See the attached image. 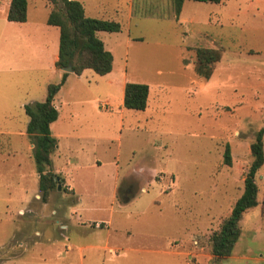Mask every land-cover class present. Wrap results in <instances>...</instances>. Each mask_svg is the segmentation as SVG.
Returning <instances> with one entry per match:
<instances>
[{
    "label": "rangeland",
    "instance_id": "1",
    "mask_svg": "<svg viewBox=\"0 0 264 264\" xmlns=\"http://www.w3.org/2000/svg\"><path fill=\"white\" fill-rule=\"evenodd\" d=\"M86 1L87 15H98L90 12L89 4L100 7L103 2L119 13L120 31L98 32L112 49L114 74L104 80L91 70L97 76L94 82L86 73L85 78L94 86L92 93L82 81H77L79 84L63 97L65 105L61 114L69 116L68 112L89 107L88 101L76 104V97H91L99 100L101 107L109 108L108 102L103 101L109 98L103 92L109 87L110 93L115 95L124 66L129 78L151 86L148 101L151 108L154 105L157 110L146 122H143L142 115L137 116L141 120L138 126H133L138 129L136 134L133 129L114 127L112 134L119 139L113 142L105 140L108 136H99L110 133L107 120L94 116L82 118L90 121L84 131L88 137L79 141L60 137L61 157L51 155L54 168L62 170L67 177L71 176L77 186L98 190L101 203L109 206L105 177L113 174V157L118 155L121 173L130 169L139 175L138 180L132 177L119 182V200L128 198L126 195L135 196L140 185L146 189L111 210L114 222L132 227L144 224L141 225L143 231H155L170 239L180 237L186 246L193 242L195 248H203L201 252L210 255L204 264H264V164L255 177L257 206L244 212L239 221L238 252L216 258L211 256L210 246L211 234L230 214L233 202L243 191L242 179L252 160L250 144L264 128V0H221L219 3L187 0L185 12L189 16L180 13L178 18L175 17L173 0ZM44 2L29 0L30 19H45ZM6 11L5 4L0 3V30L7 23ZM192 16L199 20L192 19ZM8 28L5 26V30ZM127 35L138 40L127 43ZM4 36H0V63L6 56L12 69L0 64V69H9L0 71V262L12 257L13 264H45L44 259L46 263L54 264L58 263L55 250L44 240L57 238L59 232L66 235L59 229V218L64 213H49L54 203L52 199L47 206L41 198L35 199L39 190L37 177H26V173L36 172L33 149L28 147L29 137L18 133L20 129H26L28 121L24 105L29 104L31 98L42 97L43 75L24 66L23 62L15 65L20 60L11 57L12 52L4 48ZM197 48L220 51V60L213 65L209 79L197 75L194 70ZM180 63L190 64L192 69L184 70ZM53 79L52 82H57V74L52 76ZM69 96L72 97L67 105L65 101ZM114 102L112 99L111 104ZM100 123L105 124L99 126ZM226 145L230 148V164L223 159ZM81 148L88 155L95 152L103 163L94 169V174L88 169L80 171L73 167V161L86 162L85 154L77 152ZM139 167H142L141 172ZM170 172L178 177V187ZM93 175L97 177L92 179ZM130 184L132 189H128ZM25 185L28 194L20 205L22 212H18V194L20 187ZM59 198L56 203L65 208L66 200ZM94 199L97 198L85 197L87 203L94 202ZM109 213L107 209L96 214ZM72 216L75 217L69 209L66 210L65 217ZM152 240L142 236L139 242L152 244ZM244 250L250 258L235 257H240ZM133 255L136 256L133 259L122 257L115 260L117 264H153L152 261L156 260L154 254L147 251ZM180 258H176L178 263L184 264L185 257Z\"/></svg>",
    "mask_w": 264,
    "mask_h": 264
},
{
    "label": "crops",
    "instance_id": "2",
    "mask_svg": "<svg viewBox=\"0 0 264 264\" xmlns=\"http://www.w3.org/2000/svg\"><path fill=\"white\" fill-rule=\"evenodd\" d=\"M82 2V4L87 7L86 0H79ZM10 0H3L0 3H4L5 6L8 9ZM199 2H205V1H199ZM188 3L187 0H184L182 8H181V16H189L185 12V5ZM214 3V2H210ZM102 6H95V4H89L88 8L90 12H96V14H92L90 17H96V18H102V19H115L116 21H119V13L117 11L111 10L104 2L101 4ZM29 0H27V18L24 22H16V21H9L7 20V23L4 24V28L0 30V36H4L5 38L3 40V46L5 49H9L12 52L11 57H15L20 62H15V65H19L23 62L24 66H27L29 69L40 72L43 75V79L41 82V87H43V91H41L42 97L40 98H31L29 104H33L35 102H40L45 99L46 93L45 89L47 85L54 81L55 79L51 80L52 76L57 74V82L60 81L62 77L63 69H59L56 67V61L58 59V46H59V28L54 25H49L47 23V16L50 11V5L45 0L43 7L46 12L45 19L41 21H34L30 19L29 16ZM34 6V5H33ZM100 10V11H99ZM7 12V11H6ZM87 15V14H86ZM194 20H199V18H196L192 16ZM5 26H9L5 30ZM118 32V31H117ZM99 36V35H98ZM103 40V39H102ZM138 40V39H132L128 35L126 36L127 43H130L131 41ZM104 42V40H103ZM105 48L108 49L112 53V49L104 42ZM113 55V54H112ZM8 57L3 56L2 60L3 63L7 67L10 66L12 63H9V60H7ZM114 61V58H113ZM180 66L184 69L189 71L192 69L190 67V64L183 65L180 63ZM10 69L11 66L9 67ZM2 70H9V69H0ZM91 69H85L80 75H76L73 71L68 72V75L66 77V80L58 93L55 96L54 103L58 110V117L57 119L51 123L50 129L52 135L56 138V147L55 150L52 153V157L54 158H60V137L64 138H72L74 140L79 141L82 138L88 137L84 133V131L87 129V127L90 124V121L88 118H85L87 120H82L84 117H91L94 116L95 118H100L101 120H107L109 132L108 135H99V136H108L105 138V140L109 142H113L115 138L112 133H114V127H116L118 130H130L133 129L134 133H138V129L136 130L133 128L138 126L140 122V118L138 117L142 115L145 120L152 119L156 108L154 105L151 108V103L148 101V98L150 97V94L148 93L147 98V106L144 110H133L128 109L123 106V92H124V86L127 81L129 82H136L137 80H133L132 78L128 77L127 69L124 66V70L122 72V78L120 81H118V86L116 87L115 95H112L110 93L109 87H106L105 92H103V95L105 97H108L109 99H105L103 101L108 102L109 108L107 107H101L99 100L91 99V97H76L78 98L76 104H83V101H88L89 107L85 109H76L73 112H68L69 116H63L61 114V110L64 108V102L63 97L65 96L66 92H72V90L75 88L77 81H82V85L89 90V93H92L93 90V84L91 81H89L87 78L86 73H88L94 82H96V77L90 72ZM93 71V70H92ZM114 74V67L112 63V69L109 73L105 75H101L100 77H103L104 80L108 79ZM72 77H76V80H72ZM95 78V79H94ZM196 81V80H194ZM107 83V81H106ZM109 83H112V81H109ZM143 83V82H140ZM108 84V83H107ZM147 84V83H146ZM202 84V83H201ZM206 85H210V83H206ZM149 91H150V85ZM205 87H202V89ZM201 89V88H200ZM43 92V93H42ZM40 96V95H39ZM70 97L67 98L66 103L67 105L70 104ZM112 99H115L114 105H112ZM83 100V101H82ZM86 103V102H85ZM82 106V105H81ZM114 109H118L115 111ZM106 115H110V117H106ZM138 116V117H137ZM27 123L25 125V128L27 127ZM105 123H100V125H103ZM74 126V127H73ZM139 128V127H136ZM91 129V128H90ZM88 129V130H90ZM91 131V130H90ZM137 131V132H136ZM95 132V131H94ZM20 135H27L29 137L28 141V147L33 149V143L31 142V137L27 133L26 129H20L18 131ZM104 133V132H100ZM119 145V144H118ZM67 147V146H66ZM69 148V147H68ZM67 148V149H68ZM69 152H73L72 150ZM80 153V155L85 154L84 156L87 158L85 164H80L78 162L71 163L73 164V167L75 169H79L80 171L88 169L94 174V169L102 166L101 160L97 157L95 152H91L89 155L87 152L84 153V149L81 148L77 151ZM133 153H135V150L133 149ZM54 160L51 158V166L50 169L53 173L57 175V181L60 184L61 188L53 189L50 192L49 200L46 202H43L40 198V191L38 190L35 193L34 197L35 199L38 197L45 206L48 205L50 202H54L51 209L49 210V213L56 214L57 212H63L64 215L60 216V228L61 230L65 231L66 235L64 233L59 232L57 234V238H49L45 239L44 241H47L48 245L53 246V250H55V256H57L58 263L54 264H117L118 258H130L133 259V254H136V252H150L154 254V261L153 264H179L176 258H180V256L185 257L184 264H204L205 259L207 257L209 258L210 255L206 256V254L202 253L201 250L203 248H195L194 243L192 242L190 246H186L182 239L180 237H175L170 239L167 236H162L158 232L153 231H143L144 224H134V226L130 225H122L119 223H116L113 221V216L111 214V210L115 206H121L125 203H127L129 200H132L133 198H136L141 191H144L146 188L142 185H140V191H137V194L135 196H127L128 198H124L119 200L118 198V191H119V182L122 180H127L133 177L134 180H138L139 175L135 173V171L128 169L127 172L124 171V173H121V168L118 164V155L113 157L112 164L114 165L113 174L106 175L105 178L108 184V194L110 197L109 206H107L105 203L102 204V200H100V194L98 190L94 189H87L83 188L82 186H77V184H74L72 181V177H67L62 170H59L58 168H54L53 166ZM142 167H139L138 170L141 172ZM138 172V171H137ZM172 175L174 173L170 172ZM84 175L85 173L82 172ZM156 174V173H155ZM35 175L38 180V172L34 173L33 170L29 173H26V177H31ZM138 176V177H137ZM96 175L92 176V179L96 178ZM175 179V185L178 187V177L174 175ZM244 182V179H242ZM38 183V182H37ZM58 185V184H57ZM66 185L69 186V189L66 188ZM150 185V184H149ZM128 189H132V184L128 185ZM21 191H19V200H17V206L18 212H22V207L20 206L23 204V198L26 196L28 187L25 185L23 187H20ZM77 188V189H76ZM94 190V191H93ZM129 192V191H128ZM243 192V191H242ZM241 195V194H240ZM239 195V196H240ZM60 197V200L65 199L67 202V206H64L65 208H61L62 206L56 203L57 197ZM92 196L94 199V202L87 203L85 201V197ZM53 197V198H52ZM132 197V198H131ZM37 198V199H38ZM131 198V199H130ZM54 199V201H53ZM29 199L28 201H30ZM59 200V201H60ZM28 203V202H27ZM56 203V204H55ZM234 203V202H233ZM232 203V204H233ZM7 206V205H6ZM61 206V207H60ZM232 208V207H231ZM231 208L230 211L231 212ZM63 209V210H62ZM70 210L71 215H74L75 217L66 218L65 212L66 210ZM109 209V215H97V212H106V210ZM256 221L255 223H257ZM255 223H252L255 224ZM141 229V231H140ZM37 233V232H36ZM39 233V232H38ZM60 236L62 239H60ZM142 236H147L149 238H152V244H148V241L146 242H139V239ZM160 239V241H156ZM168 241L166 242V240ZM170 240V241H169ZM156 241V242H155ZM238 244H235L233 253H235L236 246ZM59 246V247H58ZM65 246L63 250H60V247ZM58 247V248H57ZM65 249V250H64ZM131 251L132 253H128ZM246 250L241 252L239 255L240 257L235 256L239 259H247L250 258L249 255L244 254ZM238 252V251H236ZM262 256V254H259ZM140 256V255H139ZM162 257L161 260L158 257ZM213 256V255H211ZM232 256V255H231ZM230 256V257H231ZM143 257H139L141 259ZM181 259V258H180ZM44 259L43 263L45 264H51L46 263ZM143 260H146V258H143ZM149 260V259H148ZM15 260L10 257L9 259L1 260L0 264H13ZM38 264H41L40 262Z\"/></svg>",
    "mask_w": 264,
    "mask_h": 264
},
{
    "label": "trees",
    "instance_id": "3",
    "mask_svg": "<svg viewBox=\"0 0 264 264\" xmlns=\"http://www.w3.org/2000/svg\"><path fill=\"white\" fill-rule=\"evenodd\" d=\"M219 3L221 0H193ZM50 11L47 23L59 28L58 59L59 69L71 66L76 75L85 69H91L99 75H105L112 69L113 55L105 48L99 31L117 32L121 24L114 19H102L86 15L85 8L79 0H47ZM184 0H173L175 17L178 18ZM27 18V0H10L6 12L9 21L24 22ZM194 70L197 75L209 79L213 65L220 60V51L212 48H197ZM67 71L62 72L58 82H50L46 87L43 101L25 104L28 116L27 133L33 143V157L38 172V189L43 202L48 201L50 192L57 188V175L50 169L51 155L56 147V138L52 135L50 125L58 117L54 99L64 84ZM149 86L146 83L129 82L124 86L123 106L133 110H144L147 106ZM264 128H261L250 144L252 160L244 177L241 195L234 202L230 214L225 217L210 236L211 254L218 257L229 256L238 241L241 230L239 221L244 212L257 206L258 186L255 182L257 172L264 164ZM223 159L230 164L229 145H226ZM262 210H264V192L262 193Z\"/></svg>",
    "mask_w": 264,
    "mask_h": 264
},
{
    "label": "water",
    "instance_id": "4",
    "mask_svg": "<svg viewBox=\"0 0 264 264\" xmlns=\"http://www.w3.org/2000/svg\"><path fill=\"white\" fill-rule=\"evenodd\" d=\"M63 71L72 72L71 66H68V67H66V68H63ZM57 188H58V189L61 188L60 184L57 185Z\"/></svg>",
    "mask_w": 264,
    "mask_h": 264
}]
</instances>
